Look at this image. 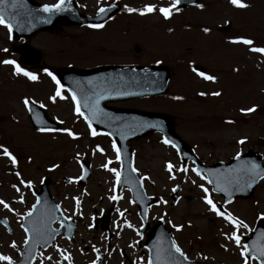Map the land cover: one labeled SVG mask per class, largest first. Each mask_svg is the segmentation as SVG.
I'll return each mask as SVG.
<instances>
[{
    "label": "rangeland",
    "instance_id": "374dc122",
    "mask_svg": "<svg viewBox=\"0 0 264 264\" xmlns=\"http://www.w3.org/2000/svg\"><path fill=\"white\" fill-rule=\"evenodd\" d=\"M37 1L49 5L60 2ZM75 1L86 12L94 13L115 1L124 10L118 17L120 20L107 25L99 36L83 29L57 34L61 36L42 34L35 43L48 58L59 57L62 61L70 56L66 54L71 51L76 67H89L103 63L140 65L165 57V65L173 72L168 93L131 106L145 111L166 112L177 122L188 125L197 121L204 125H224V121L229 119L233 126L238 122L246 123L247 127L237 128L244 129L243 133L251 140L243 145L229 147L224 143L232 136H241L237 129L221 131L224 141L217 143L215 152L209 151L214 146L202 142L203 139L195 140L207 163L228 162L233 153L238 155L249 149L264 155V57L261 55L260 58L250 50L252 47H264V0H241L248 5L244 8H237L230 0H201L202 8L193 7L173 15L175 18L169 22L172 31L160 26L164 18L158 11L139 15V10L147 4H154L157 8L169 7L172 0ZM126 7L138 11L129 13ZM227 24L229 29L222 28ZM204 28L209 31H203ZM239 38L250 39L253 44L231 42ZM136 44L142 48L140 53L135 50ZM189 62L202 64L215 80L199 81L187 71ZM2 74L7 76L4 72ZM47 82L44 79V85L39 87L43 92L40 94L42 98L49 93ZM52 89L50 85L51 92ZM199 91L207 92L205 98L195 96ZM215 92L220 95H212ZM64 101L53 102L50 99V114L68 121L62 129L71 130L75 138L61 129L35 133L14 97L8 98L11 112L0 114V146L6 147L17 159V164L12 165L3 153L0 155V200L11 209L0 205V216L7 217L13 225L12 235L0 226V255L18 259L25 241L22 217L31 211L36 200L27 185L30 182L38 187L43 178H48L55 201L67 217L73 218L75 208L79 206L80 209L74 239L68 241L60 237L51 250L40 253L36 264H66L64 257L67 252L72 255L74 264L95 261L93 249L105 252L106 232L101 229L102 222L95 228L94 221L101 216L109 217V210H112L110 220L103 221V224L109 227L114 240L112 250L105 255L104 264H148L145 238L136 231L141 226L137 207L132 204L129 192H116L117 176L108 171L114 168L119 173L113 140L97 130L93 136V129L90 131L82 116L76 110L72 111L70 104L65 106ZM248 108L255 111L244 117L238 115L239 110L248 114L242 111ZM208 140L215 141L214 138ZM131 145L135 153L134 167L143 179L145 190L149 196L158 199L157 205L150 210L151 225L158 219L165 220L179 248L196 264H243L247 259L240 254L243 249L226 237L235 231L241 236L242 245L245 244L256 221L264 217V182L253 199L239 201L225 209L247 225V228H234L212 213L204 202L202 188L210 187L204 176H197L191 166L182 168L175 151L161 142L158 135L134 141ZM82 160L89 161L93 170L85 186L76 184L81 176ZM168 163L173 165L171 171L167 169ZM177 185L181 187L182 199L177 205H172V189ZM213 195L217 202L223 203L220 196ZM13 244L16 247H12ZM122 251L125 257L120 255ZM247 261L248 264H258L255 259ZM0 264H7V261H0Z\"/></svg>",
    "mask_w": 264,
    "mask_h": 264
},
{
    "label": "water",
    "instance_id": "95a60500",
    "mask_svg": "<svg viewBox=\"0 0 264 264\" xmlns=\"http://www.w3.org/2000/svg\"><path fill=\"white\" fill-rule=\"evenodd\" d=\"M6 2L9 5L7 8H2L0 14H3L7 23H9L12 17L14 19L17 18L22 9L26 8L29 10V15L25 17L34 25L31 30L24 31L29 36L39 31L50 29L51 23L48 22V19L51 17L59 16L60 18H67L69 16L71 19L76 18V13H74L76 11V5L74 0H64V3L61 5V10L53 9L50 12L43 11L45 5H37L33 0H6ZM198 2L199 0H180L177 7L179 9L187 8L196 5ZM104 9L105 11L103 13H98V19L110 17L116 9H119V6L115 5ZM35 17H40V19L37 20ZM114 69L105 67L91 71H72L76 75L77 81L83 84L81 89L76 88V98L87 122L109 133L115 139L123 161V169L119 181L120 188L126 186L131 191L133 200L139 204L140 215L146 220L148 208L155 203V199L146 196L142 182L138 179L135 171L132 170V154L127 142L136 137L147 135L149 132L161 131L165 133L168 141L179 148L182 156L186 153L187 148L183 141L176 135L170 120L171 118L167 115L139 112L134 113L138 115L135 118L133 115L132 119L130 115L132 111H124L116 112L117 115L124 114L123 123H115L114 120L109 118L106 121L102 120L101 113L96 107L101 103L102 95H115V97L119 96L120 99L160 95L167 91L171 79L170 70L167 67H120L117 71ZM94 75H101L104 84L98 87L90 84V79ZM113 78H115L114 85L110 86V81ZM95 97L97 99L93 101L95 102L94 105L89 108L91 102L88 103L86 100ZM162 120L165 121L166 127L158 124ZM32 122L36 128L52 127L45 117L42 116L39 119L36 116H32ZM126 131L128 133L124 134ZM244 159L248 162L246 166L240 164V162L234 165L236 161H244ZM257 163V159H253L251 154H245L236 158L231 164L221 163L215 166V169L210 168L206 173L215 191L226 196L229 202L235 197V194L241 195L243 193V197L252 195L254 187L262 178L258 167L255 170L251 168L253 164L256 165ZM83 168L84 173L79 181L81 184H85L91 175L89 164H84ZM257 172L259 175H256ZM49 184V180L43 182L40 192H36V208L32 209L31 216L24 217L23 228H27L30 231L27 232L28 241L22 253V261L18 264H32L38 246L44 245V247H48L55 240L56 236L61 233L62 228L58 230L53 228V224L56 221H59L66 227L65 236L68 238L73 237L75 222L65 218L60 207L54 203L48 188ZM173 242L172 235L165 228L163 221L157 223L152 232L148 234L146 243V247L150 250L151 262L153 264H195L187 260L186 256H181L179 253H176L172 248ZM246 242L249 247V252L246 257L253 258V256H256L259 264H261L259 251L264 249L263 223L257 225L251 238L247 239Z\"/></svg>",
    "mask_w": 264,
    "mask_h": 264
},
{
    "label": "flooded vegetation",
    "instance_id": "af4514ba",
    "mask_svg": "<svg viewBox=\"0 0 264 264\" xmlns=\"http://www.w3.org/2000/svg\"><path fill=\"white\" fill-rule=\"evenodd\" d=\"M113 3V2H112ZM111 4V3H110ZM109 5V4H108ZM123 8L121 7L119 11H117L115 14H113L110 19H107L105 21H97V20H92L88 19L87 23L85 25L79 26L75 22V20L70 19L69 17H63V18H58L57 23H56V29L53 31V33H42V34H53L54 36L57 34H67L69 30L75 29V30H87L92 32L95 36L101 35V32H104L105 27L109 25L110 23L114 21H118V17L121 15L123 12ZM79 12L82 15L88 16V17H94L97 13L94 12H86L84 9H79ZM172 12H179V11H172ZM182 12V11H180ZM118 19V20H117ZM166 21L162 22L160 26H166L165 25ZM94 24H102L103 27L101 28H94L90 27V25ZM3 29L6 31L7 38L6 41L0 40V43L2 45L0 49V114L3 113H9L10 111V106H8V98L10 96L16 98L19 103H20V108L22 109L24 115L26 116V119L29 120V115L30 111L29 108H39L41 105H43V108L46 109L47 113L49 114V111H52V109L49 107L48 101H50V97L55 94L56 91V84L54 83L51 84V77L48 76L45 72V69H47L49 72H51L53 75L57 77L58 80H66V76L58 75V71L61 69L73 67L76 68L75 62H73V56L71 51H69L66 55H70L66 58H64L62 61L59 57L52 59L51 57L48 58L44 51L41 50L38 45L35 43V40L37 38H40L42 34H38L35 37H33L31 40H21V41H15V39L12 38L11 33L8 31V29L2 25H0V30ZM61 36V35H57ZM65 36V35H64ZM64 36L62 37L63 39ZM60 38V37H58ZM28 44L30 45L31 48H29ZM36 49V50H35ZM6 50V51H5ZM38 52V53H37ZM40 53L42 57L40 56ZM4 60H14L16 64H18L21 68H23L25 71L31 72L37 76L36 81L29 80L25 78L24 76L20 74H16L15 71V65L11 64H4L2 61ZM71 61V62H70ZM192 63V62H191ZM188 64V67L190 64ZM55 64V65H54ZM140 64V63H139ZM146 64H153L152 62L146 63ZM106 65H111V63H103V64H97L94 66H89V67H77L79 69H90V68H95L99 66H106ZM120 65H124L121 63ZM6 73L7 76L3 75L2 73ZM47 75V76H45ZM44 76V77H43ZM71 77V76H70ZM68 77V81L66 82V85L71 82V85H74L76 87V81L70 79ZM173 77V73H172ZM61 78V79H60ZM44 79L47 82V85L49 86L47 91H49L48 94H46V98L40 97L41 90L40 88L44 85ZM64 82L62 81V84ZM61 84V85H62ZM50 85H52L53 89L52 92L50 90ZM40 87V88H39ZM46 91V92H47ZM43 93V92H42ZM200 93L206 94L207 92L199 91L195 93V96L197 97H202L204 98L203 95H200ZM61 95L64 96V102H66L65 106L71 105V110L73 111L76 107V101L72 100V94L68 92V90L65 88V85L61 86ZM24 99H28L30 101V104L28 107H25L23 101ZM60 98L57 97L55 101H58ZM152 99V98H148ZM143 100V99H142ZM140 100H132V101H109L105 100L99 107L102 109L104 108H128V109H139L137 106H131V104L135 102H139ZM55 105V104H53ZM154 111V110H150ZM57 115V114H54ZM54 117V116H53ZM57 123H58V128L62 129L65 127V124L68 123V121H62L59 118L54 117L53 118ZM1 123V122H0ZM191 124L188 125L186 123H179L176 121L174 118V125L176 132L180 134L185 141L188 143V145L195 151L197 156L199 157V160L206 165H212L214 163H207L204 161V157L199 153V145L195 143V140H202L206 141L207 143L210 144V146H214L212 149H209L210 152H215L216 150V145L219 143V141H224V137L221 136V131L224 129L223 127H220V125H204V123L200 122H190ZM70 124V122H69ZM108 136V135H106ZM161 137V135H158ZM111 140H113L110 136H108ZM210 138H214L215 141L208 140ZM243 141L245 142L246 139L244 137H241ZM229 147H234L236 145V139L234 137H230L229 140L224 141ZM248 143V142H245ZM244 143V144H245ZM262 154V153H261ZM236 154L233 153L231 155V158H233ZM263 155V154H262ZM264 158V155H263ZM118 160V165H119V171H120V161ZM219 161V160H218ZM217 161V162H218ZM193 166L192 164H190ZM184 165H182V168ZM153 225V224H152ZM109 229V227H105ZM137 233L139 234V230L136 229ZM12 234V233H10ZM111 236V240L109 241V238ZM114 240V237L112 234L110 235V232H106L105 234V248L107 249V245L109 247L108 251L106 250V255L109 254V252L112 250V242ZM121 256L125 257V252L122 251L120 253ZM106 257V256H105ZM105 261V258H104ZM91 264V263H90Z\"/></svg>",
    "mask_w": 264,
    "mask_h": 264
},
{
    "label": "snow or ice",
    "instance_id": "6c2138e0",
    "mask_svg": "<svg viewBox=\"0 0 264 264\" xmlns=\"http://www.w3.org/2000/svg\"><path fill=\"white\" fill-rule=\"evenodd\" d=\"M6 2V0H0V4H4ZM64 3V0H60V3L54 5V6H48L45 5L43 8V11L45 12H50L53 11V9L55 10H61V5ZM180 0H172L171 4L169 7H159L157 8L156 5L154 4H147L145 5L142 9L139 10V14L140 15H145L147 13H152L154 11H158L159 14L165 19H169L172 15V11L176 10L179 11V8L177 7V5H179ZM230 3L233 4L234 6H236L237 8H244L247 7L248 5L245 3H242L241 0H230ZM197 8H202L203 5L197 3L196 4ZM99 11L101 13H103L105 11L104 8H100ZM126 11L129 13L132 12H136L138 11L135 8L132 7H126ZM0 25L5 26L9 32L12 31V26L11 24L6 23L5 18L3 16V14H0ZM90 27H94V28H101L103 27L102 24H94V25H90ZM203 31L208 32L209 29L208 28H204ZM232 43H242L244 45H252L253 41L250 39H245V38H239V39H235L231 41ZM252 52H256V53H264V47H252L250 49ZM6 51V50H5ZM4 64H11V65H15V71L16 74H23L24 76H26L29 80L32 81H36L37 80V76L31 72L25 71L23 68H21L18 64H16V62L14 60H4L2 61ZM197 76H201L203 77L205 80H209V81H214L215 77L211 76V75H205L203 72H199L197 71L195 68L192 69ZM45 72L48 76L51 77V79L54 81V83L56 84V91L55 94L53 96L50 97V99L55 102L56 98L59 97L60 99H64L65 97L61 95V82L60 80L57 79V77L55 75H53L51 72H49L47 69H45ZM200 95H204V93H200ZM212 95H220L219 92H215L212 93ZM76 95L75 93L72 94V100L76 101ZM174 99H181V97H174ZM25 107H28L30 104V101L28 99H24L23 101ZM41 107H43V105H41ZM76 113L78 115H83V113L80 112V106L77 103L76 105ZM29 111H31V109L29 108ZM242 111H246V112H252L255 111L254 108H248L246 110H242ZM229 123H231V121H229ZM89 127H91V124H89ZM39 131L41 132H45V131H56L55 129H47V128H40ZM60 131H64L67 133L68 136L75 138V134L69 130V129H61ZM92 135L95 136L96 135V131L95 129L92 130ZM165 144H169L171 143L170 141H168L167 139L164 140ZM239 143L243 144L244 141L241 140L239 141ZM113 148L116 149L117 152V159L120 158V154H119V149L116 148L115 143H113ZM173 147H175V145H172ZM0 150H2V153L4 156H6L12 165H16L17 164V159L15 156L12 155L11 152H9V150L6 147H2L0 146ZM173 168V165L171 163L167 164V169L169 171H171ZM252 170H255L257 168V165L253 164L251 166ZM133 171H136V169H132ZM181 171H186V169H180ZM108 171L115 173V175L117 176V181H119V173L116 171V169L114 168H109ZM192 171H194L196 173L197 176H200V172L197 169H192ZM17 175H19V173H17ZM256 175H259V173L257 172ZM203 178V177H201ZM21 183H24V181H21ZM28 187H31V183L29 182ZM15 187V186H14ZM202 187V186H201ZM17 191H19V189H17ZM173 192L176 191L175 188L172 189ZM203 191L205 193L204 196V202L209 206L210 210L212 212H214L217 216L222 217L224 220L228 221L229 223H231L233 225L234 228H239V227H244L247 228V225L243 223V221H240L238 219H236L235 217L231 216V214H228L226 212L221 211L220 209L217 208V205L215 203H213L212 199L209 198L208 196V189L203 188ZM112 199H116V197H111ZM163 202V201H162ZM79 204V201L77 200V205ZM0 205H3L4 208H9V205L7 203H5L3 200H0ZM33 209L36 208V205L32 206ZM9 210H11L9 208ZM28 216L32 215V212H28L27 213ZM262 219H264V217H262ZM129 227H131V225H128ZM179 230V228H178ZM25 231L28 232L30 231L29 229L25 228ZM227 239L234 241L237 247L242 248L243 250L241 251V256H247L248 252H249V247L247 244H243L241 243V236L238 235L235 231L231 233L230 236L226 237ZM25 243H27V241H25ZM12 247H16L15 244L12 245ZM172 248L175 250L176 253H179L181 256L184 255V253L181 251V249L175 244V242H173L172 244ZM95 250V249H94ZM65 259H69V257L65 256ZM256 256H253V259H256ZM259 258H261V264H264V249H261L259 251ZM49 259H51V257H49ZM0 261H7V264H13V261L11 260L10 257L5 256V255H0ZM93 264H95V261L93 262ZM149 264H151V260H149ZM243 264H248L247 259H245L243 261Z\"/></svg>",
    "mask_w": 264,
    "mask_h": 264
}]
</instances>
